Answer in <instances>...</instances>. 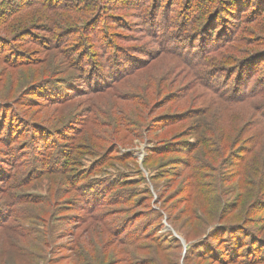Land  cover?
<instances>
[{
	"label": "rangeland",
	"instance_id": "rangeland-1",
	"mask_svg": "<svg viewBox=\"0 0 264 264\" xmlns=\"http://www.w3.org/2000/svg\"><path fill=\"white\" fill-rule=\"evenodd\" d=\"M263 83L264 0H0V264H264Z\"/></svg>",
	"mask_w": 264,
	"mask_h": 264
},
{
	"label": "trees",
	"instance_id": "trees-1",
	"mask_svg": "<svg viewBox=\"0 0 264 264\" xmlns=\"http://www.w3.org/2000/svg\"><path fill=\"white\" fill-rule=\"evenodd\" d=\"M252 76L254 77V75L252 74ZM264 84V83H263ZM264 90H260L259 92L260 93H262ZM243 93V95H246V92L245 91H243L242 92ZM237 230V229H236ZM238 231V230H237ZM238 235V234H237ZM239 237H241V236H239ZM239 240V239H238ZM242 242H240V241H238L237 243H236V245L239 247L238 249L240 250L241 248H242V246H239L240 244H241Z\"/></svg>",
	"mask_w": 264,
	"mask_h": 264
}]
</instances>
